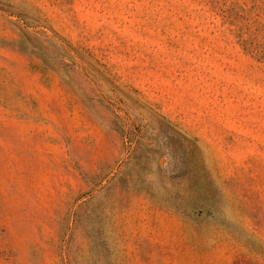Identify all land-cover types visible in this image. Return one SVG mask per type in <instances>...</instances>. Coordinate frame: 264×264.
Masks as SVG:
<instances>
[{
  "label": "rangeland",
  "instance_id": "rangeland-1",
  "mask_svg": "<svg viewBox=\"0 0 264 264\" xmlns=\"http://www.w3.org/2000/svg\"><path fill=\"white\" fill-rule=\"evenodd\" d=\"M0 264H264V0H0Z\"/></svg>",
  "mask_w": 264,
  "mask_h": 264
}]
</instances>
